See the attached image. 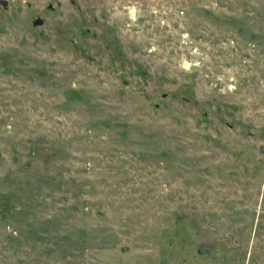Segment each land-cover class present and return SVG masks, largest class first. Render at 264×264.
Returning a JSON list of instances; mask_svg holds the SVG:
<instances>
[{"label": "rangeland", "instance_id": "obj_1", "mask_svg": "<svg viewBox=\"0 0 264 264\" xmlns=\"http://www.w3.org/2000/svg\"><path fill=\"white\" fill-rule=\"evenodd\" d=\"M0 264H264V0H0Z\"/></svg>", "mask_w": 264, "mask_h": 264}, {"label": "water", "instance_id": "obj_2", "mask_svg": "<svg viewBox=\"0 0 264 264\" xmlns=\"http://www.w3.org/2000/svg\"><path fill=\"white\" fill-rule=\"evenodd\" d=\"M38 24H41V20L36 18L32 21V25H38Z\"/></svg>", "mask_w": 264, "mask_h": 264}]
</instances>
